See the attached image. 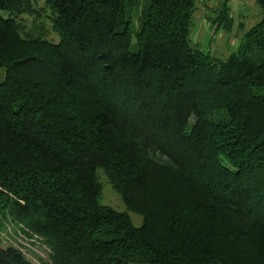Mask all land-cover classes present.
Segmentation results:
<instances>
[{
    "label": "trees",
    "instance_id": "1",
    "mask_svg": "<svg viewBox=\"0 0 264 264\" xmlns=\"http://www.w3.org/2000/svg\"><path fill=\"white\" fill-rule=\"evenodd\" d=\"M35 2L0 0V233L35 264H264V0L218 61L189 45L196 0ZM42 12L55 42L24 35Z\"/></svg>",
    "mask_w": 264,
    "mask_h": 264
},
{
    "label": "rangeland",
    "instance_id": "2",
    "mask_svg": "<svg viewBox=\"0 0 264 264\" xmlns=\"http://www.w3.org/2000/svg\"><path fill=\"white\" fill-rule=\"evenodd\" d=\"M223 1L196 0L189 24V45H195L203 52H208L209 56L213 57L216 61L227 58L230 53L236 50L243 32L252 27L261 15V10H259L255 0H228L226 5L230 15V27L226 29L223 24H218L217 21L214 22L215 17L220 12V4ZM43 2L44 0H36L34 4L35 8L43 7ZM44 14L45 12L41 13L40 20L32 17V15L19 16L22 19L24 35L26 36L27 33H30L36 36L40 33V36L47 39V41L55 42L58 39L57 33L51 31L49 22L44 18ZM0 15L6 16L2 10H0ZM97 180L101 184L98 202L104 206L113 207L117 212L126 211L129 218H131V224L134 227L140 225L143 220L141 215L127 211L121 200V196L111 188V184L106 181L100 169L97 173ZM12 227L8 228V235H5L3 231L0 233L3 237L1 242L4 245L11 244L16 246V248H20L26 258L34 264L42 262L37 257L46 261L47 248L37 242H29L25 238L13 234Z\"/></svg>",
    "mask_w": 264,
    "mask_h": 264
}]
</instances>
